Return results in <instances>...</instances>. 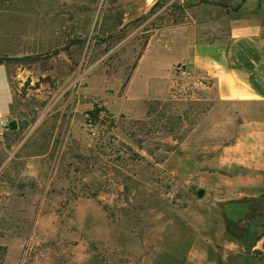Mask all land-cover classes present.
Here are the masks:
<instances>
[{
	"label": "rangeland",
	"instance_id": "1",
	"mask_svg": "<svg viewBox=\"0 0 264 264\" xmlns=\"http://www.w3.org/2000/svg\"><path fill=\"white\" fill-rule=\"evenodd\" d=\"M114 1L0 0V57L58 50L6 63L28 126L0 136V264H264V113L192 78L142 103L145 63L121 97L178 6L235 5L156 0L124 22Z\"/></svg>",
	"mask_w": 264,
	"mask_h": 264
},
{
	"label": "crops",
	"instance_id": "2",
	"mask_svg": "<svg viewBox=\"0 0 264 264\" xmlns=\"http://www.w3.org/2000/svg\"><path fill=\"white\" fill-rule=\"evenodd\" d=\"M227 6L196 1L170 14L171 21L152 31L133 62L121 97H129L145 63L144 77H139L145 80L148 95L135 97L142 103L166 98L182 78H192L210 82L219 101L253 105L258 114L264 113V14L262 10L247 11L245 6L241 13L229 12ZM178 63L185 65L187 75L174 72ZM13 98L8 67L1 63L0 136L23 130L14 115ZM11 119L18 125L13 131L3 126ZM251 123L243 122L240 128L245 133L223 151L237 150L243 135H254L250 128L257 126ZM261 135L264 137V132Z\"/></svg>",
	"mask_w": 264,
	"mask_h": 264
},
{
	"label": "water",
	"instance_id": "3",
	"mask_svg": "<svg viewBox=\"0 0 264 264\" xmlns=\"http://www.w3.org/2000/svg\"><path fill=\"white\" fill-rule=\"evenodd\" d=\"M156 0H115L113 3V9L124 10V22L135 20L142 16L155 2ZM238 3L245 2V9L247 11H258L261 9L262 0H232ZM54 88V86H53ZM52 88V89H53ZM18 128L16 119H11L8 122V129L13 131ZM196 195L201 198L203 202H209L212 198V194L203 188H198Z\"/></svg>",
	"mask_w": 264,
	"mask_h": 264
},
{
	"label": "trees",
	"instance_id": "4",
	"mask_svg": "<svg viewBox=\"0 0 264 264\" xmlns=\"http://www.w3.org/2000/svg\"><path fill=\"white\" fill-rule=\"evenodd\" d=\"M207 2V1H206ZM231 4L235 5L234 7H230V6H227V11H238L240 9V3H238L237 1H231ZM190 5V4H188ZM188 5H185V6H188ZM183 7L181 6H178V9H181ZM120 31V30H119ZM118 31V33H119ZM118 37L120 35V33L118 34ZM113 37V36H111ZM58 52L57 49L55 50H48L46 52H43L41 54H38L36 56H25V57H22V58H10V57H6V56H1L0 57V64H5L7 65L6 63L7 62H10V61H20L22 59H39V58H48V57H51L52 55L56 54ZM126 81L127 79L125 80V82L122 84V89H124L125 85H126ZM101 112V109L99 108H96V107H93L91 110H89L88 112V115L90 116V118L92 119H97L99 114ZM15 115V114H14ZM17 118V116H15ZM17 120L19 121V119L17 118ZM28 126V123L27 122H21L19 121V127L20 129H23L25 127ZM253 244H254V241L252 240V238L248 237L247 238V242H246V250L247 252L249 253L253 247Z\"/></svg>",
	"mask_w": 264,
	"mask_h": 264
},
{
	"label": "built area",
	"instance_id": "5",
	"mask_svg": "<svg viewBox=\"0 0 264 264\" xmlns=\"http://www.w3.org/2000/svg\"><path fill=\"white\" fill-rule=\"evenodd\" d=\"M174 72H175L176 74L181 75V76H185V75H187L186 67H185V65L182 64V63H178V64L175 66V68H174ZM86 125H87L88 129L90 130V134H91V135H94V134H95V131H94V129H93V119L89 117V118L87 119V123H86ZM3 126H4V127H8V123H7L6 121L3 122Z\"/></svg>",
	"mask_w": 264,
	"mask_h": 264
}]
</instances>
